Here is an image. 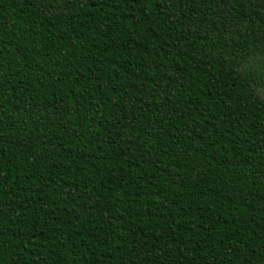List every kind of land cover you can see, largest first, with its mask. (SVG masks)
Segmentation results:
<instances>
[{"label": "trees", "instance_id": "16d2710c", "mask_svg": "<svg viewBox=\"0 0 264 264\" xmlns=\"http://www.w3.org/2000/svg\"><path fill=\"white\" fill-rule=\"evenodd\" d=\"M0 264H264V0H0Z\"/></svg>", "mask_w": 264, "mask_h": 264}]
</instances>
